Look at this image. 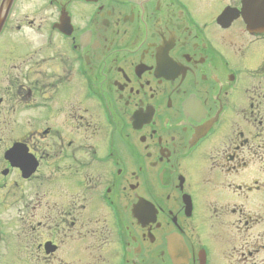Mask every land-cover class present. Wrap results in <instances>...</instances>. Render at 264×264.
I'll use <instances>...</instances> for the list:
<instances>
[{"label": "flooded vegetation", "instance_id": "af4514ba", "mask_svg": "<svg viewBox=\"0 0 264 264\" xmlns=\"http://www.w3.org/2000/svg\"><path fill=\"white\" fill-rule=\"evenodd\" d=\"M242 10L13 1L0 35V264L17 262L3 245L18 220L34 255L21 264H264V35Z\"/></svg>", "mask_w": 264, "mask_h": 264}, {"label": "rangeland", "instance_id": "374dc122", "mask_svg": "<svg viewBox=\"0 0 264 264\" xmlns=\"http://www.w3.org/2000/svg\"><path fill=\"white\" fill-rule=\"evenodd\" d=\"M5 52L7 54H5L4 57L10 58L11 52L7 51V48H5ZM263 168H264V166H263ZM260 169H262V168H260ZM258 171L260 174V170H258ZM11 227L12 226H10V229L12 230ZM13 227H15V228H13L14 231L11 232V230L8 229V231L6 233L3 249L6 252L10 249H13L14 251H16V261L17 262L15 264H18L19 262H20L19 264H21V261L24 258L34 260V255L30 256L29 255L30 252H28L22 248V246H24L22 243L25 241V238L27 239L26 233H28V230H26L24 228L22 229L19 220H18L17 226H13ZM18 250H21L20 255L17 254ZM36 255H37V253H36ZM13 259H14V257H9L7 259L4 258L3 264H13Z\"/></svg>", "mask_w": 264, "mask_h": 264}, {"label": "bare ground", "instance_id": "6f19581e", "mask_svg": "<svg viewBox=\"0 0 264 264\" xmlns=\"http://www.w3.org/2000/svg\"><path fill=\"white\" fill-rule=\"evenodd\" d=\"M259 6V5H258Z\"/></svg>", "mask_w": 264, "mask_h": 264}]
</instances>
